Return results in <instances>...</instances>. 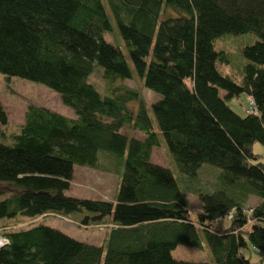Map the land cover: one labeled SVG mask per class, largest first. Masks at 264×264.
Returning <instances> with one entry per match:
<instances>
[{"label": "trees", "instance_id": "obj_1", "mask_svg": "<svg viewBox=\"0 0 264 264\" xmlns=\"http://www.w3.org/2000/svg\"><path fill=\"white\" fill-rule=\"evenodd\" d=\"M115 31L123 48L104 38ZM247 33L257 40L241 49L237 84L219 69L229 60L215 41ZM95 68L103 93L89 81ZM0 74L46 86L75 115L28 105L10 142L0 136V264H208L174 259L180 245H206L214 264L264 256V157L253 152L264 145V0H0ZM134 74L160 97L152 117L120 84ZM241 95L244 115L228 104ZM161 140L188 181L202 165L220 170L214 192L196 190V219L171 170L151 162ZM99 152L123 160L114 200L65 195L74 168H95ZM249 195L260 202L247 212ZM48 215L104 225L105 242L35 223ZM18 218L30 226L11 227Z\"/></svg>", "mask_w": 264, "mask_h": 264}, {"label": "rangeland", "instance_id": "obj_2", "mask_svg": "<svg viewBox=\"0 0 264 264\" xmlns=\"http://www.w3.org/2000/svg\"><path fill=\"white\" fill-rule=\"evenodd\" d=\"M104 38L110 44H116L121 48L124 46L116 31L110 36L109 34H105ZM256 40L257 37L254 34L247 33L243 35H223L215 41L216 50H223L227 54L229 60L228 64L219 65V69L224 75L229 76L237 84H241L242 82L243 67L246 64V60L241 54V49L246 45L253 44ZM89 81L99 92H104L105 86L99 68L94 69L92 75L89 77ZM120 84L134 89L140 94L148 107L149 115L152 117L150 105L156 102L160 97L144 88L140 78L136 74H134L131 80L122 81ZM0 104L7 115L6 125L0 126V136L8 138L7 140L4 139L6 143L10 142V137L12 138V136L18 132L19 127L23 123L28 105L43 107L63 116H75L69 107L62 104L59 96L46 86L17 77L6 79L1 74ZM228 104L239 115H244L246 111L250 110V100L246 95L235 97L228 101ZM132 106L134 109L136 108V104ZM119 132L139 140L144 137L143 133L130 129L129 127H123ZM253 152L264 157V145L255 144L253 146ZM105 155L108 154L103 152L98 153V162L95 168L76 166L70 182V187L65 191V195L77 198L113 201L120 176L123 173V160L120 161V166L108 156L115 160L118 159L111 155ZM151 162L171 170L184 192L190 216L196 219L197 214L200 212V204L196 190L199 189L201 192L207 193L214 192L219 186L217 175L220 173V170L208 165H202L196 178L193 181H188L178 172L162 140L160 147L152 149ZM0 200H2L1 197ZM259 202L260 200L257 197L249 195L242 207L248 212ZM35 221V223L40 222L41 224L60 230L69 237L81 242H90L96 245H103L105 242L106 227L101 224L82 225L79 216H72L69 219H65L57 215H48L38 218ZM30 222L31 220L18 218L16 223H10L9 225L11 227L18 226V229H23L30 226ZM215 224L224 226L227 224V221L224 219ZM6 242V239L0 237V247L6 244ZM171 254L176 260L214 264L212 255L206 245H204L201 250L180 245L177 246ZM245 254L250 257L251 263L264 264V256L259 251L251 249L250 252H245Z\"/></svg>", "mask_w": 264, "mask_h": 264}, {"label": "crops", "instance_id": "obj_3", "mask_svg": "<svg viewBox=\"0 0 264 264\" xmlns=\"http://www.w3.org/2000/svg\"><path fill=\"white\" fill-rule=\"evenodd\" d=\"M65 117H68V116H65ZM68 118H74V116H69Z\"/></svg>", "mask_w": 264, "mask_h": 264}, {"label": "built area", "instance_id": "obj_4", "mask_svg": "<svg viewBox=\"0 0 264 264\" xmlns=\"http://www.w3.org/2000/svg\"><path fill=\"white\" fill-rule=\"evenodd\" d=\"M7 243V242H6ZM5 245V244H4ZM3 246V245H2Z\"/></svg>", "mask_w": 264, "mask_h": 264}]
</instances>
